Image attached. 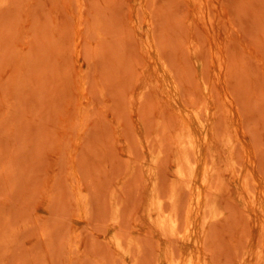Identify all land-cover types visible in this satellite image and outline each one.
Wrapping results in <instances>:
<instances>
[{"label":"rangeland","instance_id":"1","mask_svg":"<svg viewBox=\"0 0 264 264\" xmlns=\"http://www.w3.org/2000/svg\"><path fill=\"white\" fill-rule=\"evenodd\" d=\"M204 101L222 214L181 251L246 264L262 220L244 174L261 194L264 0H0V264H166L179 245L150 210V168L166 209L178 189L181 219L192 202L201 225L204 204L175 189L172 139L178 114ZM226 131L240 137L233 154L220 149ZM198 153L211 157L204 141Z\"/></svg>","mask_w":264,"mask_h":264},{"label":"bare ground","instance_id":"2","mask_svg":"<svg viewBox=\"0 0 264 264\" xmlns=\"http://www.w3.org/2000/svg\"><path fill=\"white\" fill-rule=\"evenodd\" d=\"M207 6H205V8L208 11ZM156 59L162 62L163 75L170 81L169 85L165 83L166 87L173 86V95L179 93V87L176 84L167 62L161 58ZM218 63L220 66L222 63L221 57H219ZM151 80L152 79L150 78L145 87L156 86ZM200 91L204 92L202 89H200ZM228 111L232 117L234 114L233 111L231 109ZM209 113V104L206 101L200 102L192 114L185 112L181 114L179 113L178 121L180 128L174 133L172 139L173 145L175 147V189L177 187L189 189L192 192V201H199L204 204L205 215L203 216L201 225H196L193 222L195 210L193 208L194 205H192V202H190V204L187 206L184 218L181 219L179 209L180 193L177 192L178 189L174 190V193H172V195L169 197V202L172 206L171 209L169 211L166 209L165 197L161 195L157 189V165H153L150 168V174L154 175L152 180L153 194L151 195L150 199V210L156 212L155 221L161 234L168 238H175L179 245V253L175 252L172 247L168 251V255L165 258L166 264H195L191 257H185V255H183L181 249L187 243H189V241L199 245L195 237L197 228L205 232V223L207 219L222 214L221 210H218L217 208V195L219 194L223 183L220 185H213V176L218 169V161L215 157L216 150L214 148V144L217 141V134L213 127H208ZM204 115L206 118H204ZM193 123L198 124V126L202 128H206L207 132L204 137H201L197 133V129L194 127ZM236 138L237 139H233L230 133L226 131L222 136L220 149L229 148L230 153L233 154L235 140H239L240 137ZM203 141L209 145L211 157L209 160L206 159L205 162L201 164L198 148L200 143ZM161 152L162 150H160L155 156V162ZM235 164V161L231 162V166L234 170L237 169ZM251 183L255 187L258 185V181L253 177L252 173L245 171L244 186L247 189L249 198L254 203L255 210L262 218V220L258 222L261 229L259 237L260 246L255 248L254 251L246 253L241 262L246 264H264V190L261 191V194L256 193V191L252 190V188L249 186ZM193 192H197V195H193ZM117 242L121 243L120 238H117Z\"/></svg>","mask_w":264,"mask_h":264}]
</instances>
